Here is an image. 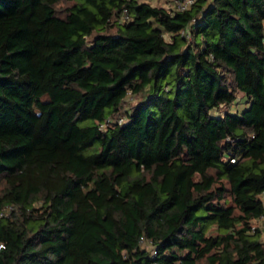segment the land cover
I'll use <instances>...</instances> for the list:
<instances>
[{"label":"trees","instance_id":"obj_1","mask_svg":"<svg viewBox=\"0 0 264 264\" xmlns=\"http://www.w3.org/2000/svg\"><path fill=\"white\" fill-rule=\"evenodd\" d=\"M263 191L264 0H0V264H264Z\"/></svg>","mask_w":264,"mask_h":264},{"label":"rangeland","instance_id":"obj_2","mask_svg":"<svg viewBox=\"0 0 264 264\" xmlns=\"http://www.w3.org/2000/svg\"><path fill=\"white\" fill-rule=\"evenodd\" d=\"M154 4H161L165 7H173L174 6V0H149ZM67 4H69V2L66 1H61L57 4L58 9H62L63 7H65ZM249 104V102H247V99L245 96H241L237 99L236 103H233L229 109L231 111H236L237 110H241L243 108H245L247 105ZM222 108H226L225 106H222ZM262 239L264 240V229H262ZM145 246H147L148 248H151V246L149 244H143Z\"/></svg>","mask_w":264,"mask_h":264},{"label":"built area","instance_id":"obj_3","mask_svg":"<svg viewBox=\"0 0 264 264\" xmlns=\"http://www.w3.org/2000/svg\"><path fill=\"white\" fill-rule=\"evenodd\" d=\"M192 2H193V0H180V1L174 0V6L178 9H185V8H188ZM231 160H233V159H231ZM260 198H261L262 203L264 205V191L260 194ZM260 225L264 229V216H260ZM254 226L255 225H252V230H253ZM141 243L145 244V240L141 239ZM152 252H155L153 248H152Z\"/></svg>","mask_w":264,"mask_h":264}]
</instances>
